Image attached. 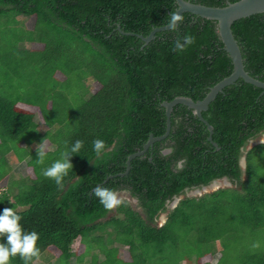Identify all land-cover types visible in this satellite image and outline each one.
Masks as SVG:
<instances>
[{"label":"trees","instance_id":"obj_1","mask_svg":"<svg viewBox=\"0 0 264 264\" xmlns=\"http://www.w3.org/2000/svg\"><path fill=\"white\" fill-rule=\"evenodd\" d=\"M185 1L223 8L239 0ZM176 10L175 0H0L1 29L20 24L28 36L22 48L16 43L4 54L0 46V75L10 80L27 60L35 64L26 95L18 98L12 85H0V211L12 207L23 230L39 234V258L30 264H201L207 257L222 264L221 246L227 247L232 236L242 239L264 227V163H253L256 155L264 156V144L248 151L245 169L240 166L248 142L264 134V90L242 79L202 112L216 147L193 111L177 105L169 136L131 160L124 175L128 157L151 135L165 133L164 102L203 100L233 70L214 21L183 13L175 30L157 32L146 45L137 37L167 26ZM231 29L245 71L264 82V15L236 21ZM185 34L195 43L183 53L173 51ZM12 54L23 58L21 65ZM63 63L74 68L63 74L78 84L71 85L80 88L78 100L70 98L74 91L68 94V85L46 86ZM39 75L42 80H32ZM90 83L98 89L92 92ZM21 99L40 110L45 129L35 114L16 109L23 106ZM96 139L105 142L99 156ZM77 140L83 146L70 158L72 170L63 186L56 185L43 170ZM23 165L31 175L21 173ZM225 178L233 187L186 196ZM97 186L126 193L136 205L121 201L106 209L93 195ZM179 196L184 198L169 209ZM77 240L83 247L79 256L72 251ZM247 254L250 262L244 264H264L261 253ZM9 264L24 261L17 255Z\"/></svg>","mask_w":264,"mask_h":264},{"label":"water","instance_id":"obj_2","mask_svg":"<svg viewBox=\"0 0 264 264\" xmlns=\"http://www.w3.org/2000/svg\"><path fill=\"white\" fill-rule=\"evenodd\" d=\"M177 4V14L183 13H190L192 15L198 16L200 18L211 20L217 23L218 34L220 40L223 44V49L228 54L232 61L233 70L232 73L218 82L214 87H212L209 93L203 100L193 101L190 98L186 97H177L170 102H164L162 106L165 108V115H166V131L160 137H153L152 135L149 137L148 141L144 144L143 149L139 152H136L128 157L126 162V175L130 168V162L136 157L142 156L145 152L155 143L158 141L165 140L169 134L171 129V114L173 108L177 105L186 106L188 109H191L200 121H202L209 132L208 141L212 143L213 146H217L214 142H212V133L213 129L202 117V112L207 111L209 104L214 101L216 96L221 93L226 87L233 85L239 79H242L245 83L250 84L254 87L260 88L264 90V82L259 81L253 77H251L244 69L243 58L240 51V48L233 36L232 33V25L241 19H245L251 17L253 15L262 14L264 15V0H239L236 3L227 4V6L223 8L218 7H209L203 6L198 4H193L185 0H175ZM171 30L169 26H164L160 28H155L147 37H143L137 35L139 39H141L144 45L148 44L155 38V34L161 31H168ZM134 35V34H128ZM264 134H260L255 139H252L248 142L246 151H244L243 156L240 160V166L245 169L246 167V153L253 149L254 147L264 144V140L260 139L263 138ZM260 139V140H257ZM168 152V151H166ZM227 185H230L227 179H223ZM219 181H214L211 185L203 187L201 190H196L192 192L193 195H202V193H209L216 189H214V185H216ZM222 186H218L217 188H221ZM230 187V186H229ZM176 205V204H175ZM174 204L172 207L175 206Z\"/></svg>","mask_w":264,"mask_h":264},{"label":"rangeland","instance_id":"obj_3","mask_svg":"<svg viewBox=\"0 0 264 264\" xmlns=\"http://www.w3.org/2000/svg\"><path fill=\"white\" fill-rule=\"evenodd\" d=\"M10 26L7 28H2L0 27V46L2 47L1 49L3 50L4 54L11 51V47L13 46V44H18V46H20V48H22L23 46H25L28 42L26 41V38H28L27 36V32L26 29L24 27H22L20 24L18 25H14L11 22ZM26 26L31 28L32 25L29 24V22H25ZM33 48L38 49L42 47L40 45H34ZM2 52V53H3ZM33 54H35V51H32ZM13 55V62H18L19 65L22 64V62L24 61L22 57H20L19 55ZM34 60H35V55H33ZM16 58V60H15ZM37 59V58H36ZM39 59H37L36 61H38ZM1 62L2 64L4 62H6V64L4 65H11L9 63V61H5L2 60L1 58ZM27 63V65H24L22 68H20L19 70H16V72L13 74L15 77L12 79H8L9 77H5L4 75H0V85H12L11 87V92L18 95V98H21L23 95L27 94V90L31 87L30 85V73L29 71H32V74H34L33 71V67L35 64L33 63L32 65H30V61L27 60L25 62V64ZM30 65V67H29ZM63 65V67L61 69H58L55 74L53 75V77H49L48 80H46V82L48 83V85H52L53 83H57L58 85H68V86H64V88H67L69 91L67 92L68 94L72 93V89L74 91V93L71 95L70 98H72V100H78L80 98V88L76 87V89H74L71 85H78L77 83H70L68 80L66 79V75L63 74L64 72H70L73 71L74 68L72 66H69V70L67 68V66L63 63L61 64V66ZM25 67H27L26 69H24ZM8 68V67H7ZM9 69V68H8ZM45 67H43L40 71L41 74L44 73ZM16 74H19L21 76H26V77H22V78H17ZM12 75V76H13ZM65 75V76H64ZM68 77V76H67ZM41 77L40 75L37 77L32 78V80L34 81H40ZM42 80V79H41ZM25 85H30L29 88L28 86ZM18 88V89H17ZM28 88V89H27ZM90 88L91 91L94 92L98 89V85L96 83H90ZM58 89H61L58 86ZM66 89V91H67ZM2 90V89H1ZM3 95H6V92L8 91V86L7 88H4L3 90ZM30 96V94H29ZM22 103V104H21ZM24 102L22 101V99L20 100V105L23 106H17L16 109L20 112H25V113H33L36 116V122L38 123L37 125H39L40 127H42V129H45V124H44V120L43 117L41 116L40 110L38 108L35 107H31L29 108L28 105L23 104ZM263 139V138H260ZM257 139V140H260ZM264 140V139H263ZM46 147L47 145L45 144L43 146V151H46ZM260 156L256 155L253 159V163H259L260 161L262 163H264V156H262V153L259 154ZM19 169H23L21 170V173L25 174V175H31L32 174V169L28 166L23 165L20 166ZM221 188H227L230 185H227L225 183V181H219L216 185H214V189H217V187L222 186ZM217 191V190H216ZM205 193V192H204ZM204 193H202V195H204ZM117 199H119L120 201H127L130 202L132 206L136 205V202L134 200H132L128 194L126 193H118L116 194ZM191 196V195H189ZM196 197H199V195H195ZM184 196H179L176 198V200L172 203V204H176L178 202L179 199H183ZM171 208V207H170ZM168 212L160 214L158 220H157V225L158 226H162L164 224V221L166 220V216H167ZM262 227V226H261ZM248 233H246L244 236H242V239H239V237H231V242L229 243V245L226 247V245H224L222 248L223 251V263L222 264H244V262H250L249 259V255L247 253H251V254H256L255 252H257L258 254L256 255H263L264 257V227L259 228L257 230H253V231H247ZM253 244H259V247L257 248H253L252 245ZM72 251L77 254L78 256L80 255V253L83 251V247L80 244V241L77 240L74 242V244L72 245ZM126 249H124V253H123V257L125 258V254L126 253ZM54 256H56L57 258L58 253L52 251ZM42 263V261L40 262ZM218 264V261L216 260V258L214 259L213 257H207L203 263L201 264Z\"/></svg>","mask_w":264,"mask_h":264},{"label":"clouds","instance_id":"obj_4","mask_svg":"<svg viewBox=\"0 0 264 264\" xmlns=\"http://www.w3.org/2000/svg\"><path fill=\"white\" fill-rule=\"evenodd\" d=\"M177 13L178 12H173L169 14L170 19L168 22V26L170 29L175 30L179 22H182L183 19L182 16ZM194 43H195V38L190 34H185L182 38H178L174 42L173 51L177 53H183ZM82 146H83L82 141L80 140L75 141V143L69 149H67L65 152L61 154L62 157L61 159L56 160L54 163H52L51 167H48L45 170H43V176L54 180L56 185L63 186L62 182L64 178L68 175L69 170H72L73 167L72 164L70 163V158L73 156L72 154L77 153L82 148ZM93 149L97 154V156L101 155L105 150V142L101 139L94 140ZM168 152L164 151V153H168ZM43 160H44V154L41 152L39 153L38 162L42 163ZM222 180H217V181H222ZM231 187H233L232 184L230 187L227 188H231ZM201 189H194L193 191L187 193L186 196L196 197L193 194L189 196V194L196 190H201ZM218 189L220 188H217L216 190ZM93 195L99 199V202L106 209H112L121 203V201L117 199L116 193L114 191L102 186H97L96 188H94ZM176 198L177 197H175L174 200L171 203H169L168 205L169 209H174L178 205L179 201L182 200L179 199L176 205L172 207L173 205L172 203L176 200ZM20 220H21V216L17 215L12 207L5 208L2 211H0V237H3L5 241L4 243H0V264H9L10 257H15L17 255H19V257L24 261V264H30V262L34 258H39L40 249L37 247L39 234L35 231L25 232L20 224ZM252 247L257 248L259 247V244H253Z\"/></svg>","mask_w":264,"mask_h":264},{"label":"flooded vegetation","instance_id":"obj_5","mask_svg":"<svg viewBox=\"0 0 264 264\" xmlns=\"http://www.w3.org/2000/svg\"><path fill=\"white\" fill-rule=\"evenodd\" d=\"M187 193H189V192H187ZM192 193H190L189 195H191Z\"/></svg>","mask_w":264,"mask_h":264},{"label":"bare ground","instance_id":"obj_6","mask_svg":"<svg viewBox=\"0 0 264 264\" xmlns=\"http://www.w3.org/2000/svg\"><path fill=\"white\" fill-rule=\"evenodd\" d=\"M263 139H264V137H263Z\"/></svg>","mask_w":264,"mask_h":264},{"label":"crops","instance_id":"obj_7","mask_svg":"<svg viewBox=\"0 0 264 264\" xmlns=\"http://www.w3.org/2000/svg\"><path fill=\"white\" fill-rule=\"evenodd\" d=\"M20 105V104H19Z\"/></svg>","mask_w":264,"mask_h":264}]
</instances>
